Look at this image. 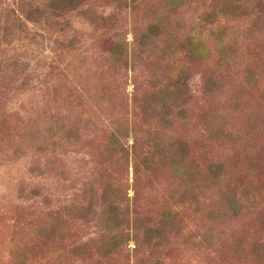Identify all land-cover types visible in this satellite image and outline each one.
<instances>
[{"label": "rangeland", "instance_id": "1", "mask_svg": "<svg viewBox=\"0 0 264 264\" xmlns=\"http://www.w3.org/2000/svg\"><path fill=\"white\" fill-rule=\"evenodd\" d=\"M127 1L118 12L108 0H92L83 13L69 14L64 29L49 32L48 23H16L22 0H0V13L11 12L0 15V264H264V252H251L256 242L264 248V23L254 27L249 10L222 25L233 43L226 59L208 41L202 63L183 51L167 63L116 64L104 50L106 36L132 45L145 10L159 0H138L135 13ZM225 1L237 0L199 1L196 9L186 2L161 43L178 46L195 32L203 8L224 9ZM181 68L187 111L180 117L173 108L166 122L157 108L160 87ZM215 76L217 94L207 95L205 79ZM217 117L220 130L213 131ZM181 143L197 186L192 204L179 202L185 184L168 167ZM150 151L154 169L135 173L134 162ZM110 182L130 200L119 227L130 237H117L120 245L107 255L100 241L112 228L101 218L100 196ZM231 195L242 199L235 215L226 209ZM89 201L96 204L92 220L69 218L71 208ZM168 211L178 231L166 246L143 245L134 233Z\"/></svg>", "mask_w": 264, "mask_h": 264}, {"label": "trees", "instance_id": "2", "mask_svg": "<svg viewBox=\"0 0 264 264\" xmlns=\"http://www.w3.org/2000/svg\"><path fill=\"white\" fill-rule=\"evenodd\" d=\"M44 1H46L44 5H36L35 7H33L35 0H22V13L20 14L16 12V14H14V20H16V23H19L23 26H26L27 23H48L49 32L60 31L64 29L65 25L68 26L70 24V20L68 19L69 14L83 13V9L86 6H89L92 0ZM199 1H201V6L206 5L207 0L157 1V3L152 5L150 9L147 8L145 10L146 13L143 14L142 25H140L139 29L135 31L134 40L132 42V45H130L131 47L127 46L124 38L116 37V35H107L106 39L104 40V50L108 52L111 61L116 64H123L125 61L137 59L141 61L152 60L156 65L158 63L154 61V57L158 61L160 60L167 63L168 61L175 59L177 57L176 55L179 54V52L183 53V51L186 57L193 61L192 63H202L210 54V48H208L207 46V42L209 41L215 44V47L222 55V59H226V56L228 55L227 53L233 48V43L225 39L227 36L225 31L226 27L222 25H226L229 20H238L240 16L247 15L249 10L250 12L254 11L252 20L254 27L257 25L259 26L260 23H264V0H237L234 1L236 5H234V3L232 2L225 1L227 6L224 9L221 8L219 10L216 8H203V11L200 15L201 20L196 23L197 26L193 29L195 32L189 34L188 37L186 36L178 46L175 43L170 44V42L165 44L161 43L160 38L162 35L166 36L170 33L172 34V31H164L165 27H167V24L170 21V18L172 17V14L177 12L186 2L189 3V6L190 4H193L194 9H196L197 7H200L198 5ZM109 2L118 12H123V10L126 9H123V7H127L128 4L127 0H108L107 4H109ZM129 2L131 6V9L129 8L131 13H135L139 5L138 0H130ZM99 6L102 7V5ZM79 9L81 10L78 11ZM5 12L6 13H0V15H5V17H8V14H11V12L9 11ZM94 12L96 11H91V13ZM105 18L109 19V16ZM222 19H225V24L216 23L217 21L220 22V20ZM49 22L52 23V25H50ZM210 23L211 25H209ZM110 24H113V22ZM179 26H181V23H179ZM214 32L216 33L215 36L213 34ZM215 47L213 46V50H215ZM220 66L218 64V66L216 67V71L218 74L221 73ZM185 71V68H181L180 72L175 73L169 81V87H160L159 94L161 95V99L158 102L157 108L159 107L161 111H163L161 117L163 121H172L171 112H167L171 111L173 108H177V114L180 117H184L187 111L185 104L188 100L186 98V93L184 92L187 90V88H185L187 86V76L185 74ZM255 77L256 75L252 74V78L254 80ZM218 80L219 78L216 76L214 78L207 77L205 79V92L207 93V95L211 94L215 96L217 94L215 92H217L220 85V82ZM210 112L212 113V111ZM213 118H216V115L213 116ZM215 125L213 121H211L212 130L219 131L220 129L218 128V117L217 124ZM115 141L117 142V140ZM118 145H115V148ZM159 145L162 146L161 144ZM176 150L178 151V149ZM188 152L189 149L183 147L181 143V149L175 156L177 158L173 157L172 162H170V165L168 166L175 173V175H177V177L181 179V181L185 184V188L183 189L182 187L183 190L179 195V202L181 204H192V202H194L197 196V186L193 181V177H189L188 173H186V171L188 170H186V167L184 168L183 158L186 154H188ZM160 153L162 156H168V154H170V147L166 148L163 144V149H161ZM153 157V151H150L144 157V161H135V173H138L142 166L151 168L155 164ZM162 160L163 159H160L158 164H160ZM218 164L219 163L216 164L215 169L216 167H218L219 169L216 170L221 171V165ZM152 168L154 169V167ZM213 169L214 168L210 169L209 167L208 172H211ZM192 170H196V167H194ZM222 170H224V166ZM217 177L215 176V174H211L210 183L216 182ZM113 185L114 184L111 182L103 185L102 194L100 196L101 201L106 205V210L102 213L101 218H103V220L109 224L110 228H112V231L110 230L107 232L110 238L108 237L107 240L101 239L100 241L101 246L105 248V254L107 255L115 251L118 245H120L121 242H119L120 240L117 239V237L120 236L126 241L130 237L129 232H125L121 228L119 229L121 224L124 223L125 220L128 218V214L126 213L128 212L130 200L125 191L123 192L120 187L116 185L114 187ZM229 199L230 200L226 204V209L228 212L235 215L241 208L242 199L238 197V195H231ZM95 206L96 204L91 201H89V203L87 202L86 205L74 206L73 208H71V213H68V216L70 214L71 216H69V218L76 217L81 218L85 221H90L92 220V215H95L96 213ZM67 209L69 208L67 207L65 209L66 213ZM162 216V219L159 221L161 223L158 222L159 224H148L146 221L145 225L142 224V227L139 228V231L137 230L134 233V236H136L137 238H140L141 236L140 239L143 245L144 243H147L152 244L154 246H158L163 241L162 245L166 246V242H169V240L167 241V239H170L172 234L178 231V228H175V224L173 223V213L171 211L165 212ZM205 237H203L202 239H204V241H209L210 238H208L207 234L205 235ZM251 252L254 256L262 257V252H264V248L260 243L256 242L253 244ZM241 257H243V255H241Z\"/></svg>", "mask_w": 264, "mask_h": 264}]
</instances>
